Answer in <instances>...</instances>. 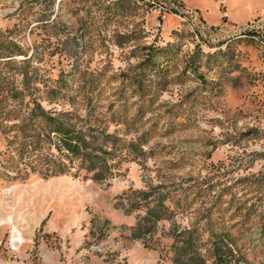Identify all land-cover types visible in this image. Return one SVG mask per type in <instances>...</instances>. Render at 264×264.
<instances>
[{
	"label": "rangeland",
	"instance_id": "1",
	"mask_svg": "<svg viewBox=\"0 0 264 264\" xmlns=\"http://www.w3.org/2000/svg\"><path fill=\"white\" fill-rule=\"evenodd\" d=\"M181 1L0 0V264H174L170 229L210 220L264 264V0ZM32 99L95 106L111 131L147 142L103 182L23 178L8 143ZM150 186L174 216L148 247L126 235L137 213L116 204ZM249 210L259 221L245 223Z\"/></svg>",
	"mask_w": 264,
	"mask_h": 264
},
{
	"label": "trees",
	"instance_id": "2",
	"mask_svg": "<svg viewBox=\"0 0 264 264\" xmlns=\"http://www.w3.org/2000/svg\"><path fill=\"white\" fill-rule=\"evenodd\" d=\"M172 1L179 7L184 5L181 0ZM154 55V52L149 54L148 61L154 62ZM29 103H32L28 106L29 112L19 118L15 135L8 143L15 147L24 162L23 178L31 173L44 178L69 174L103 182L117 175L126 151L139 155L141 146L147 142L144 134L136 139H125L111 131L110 122L95 106L83 114L73 110H48L37 99ZM141 112L140 107L131 118L132 123L137 121ZM112 119L129 122L122 113ZM260 132L250 130L251 134H262ZM169 197L158 186L125 190L116 205L128 214L137 213L135 223L127 226L126 235L151 247L158 224L174 216L166 202ZM258 215L249 210L245 214V223L259 221ZM260 226L264 237V224ZM167 237L169 242L164 253L174 264L250 263L238 234L218 221L210 220L204 225L193 223L189 227L174 226ZM108 262L115 264L113 260Z\"/></svg>",
	"mask_w": 264,
	"mask_h": 264
},
{
	"label": "built area",
	"instance_id": "3",
	"mask_svg": "<svg viewBox=\"0 0 264 264\" xmlns=\"http://www.w3.org/2000/svg\"><path fill=\"white\" fill-rule=\"evenodd\" d=\"M172 3H173V6H174V7H179L177 4H174V2H172ZM187 12H188V11H187ZM187 12L184 10L183 13H182V16H183V15H187ZM188 13H191V16H192L194 19L196 18L195 14H194L193 12L190 11V12H188ZM159 27H160V23L157 25V28H159Z\"/></svg>",
	"mask_w": 264,
	"mask_h": 264
}]
</instances>
